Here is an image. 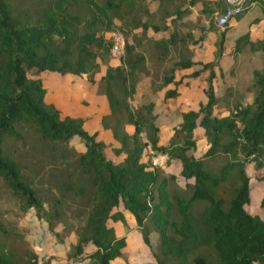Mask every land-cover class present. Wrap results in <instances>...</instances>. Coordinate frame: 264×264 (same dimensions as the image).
Listing matches in <instances>:
<instances>
[{"label":"trees","instance_id":"16d2710c","mask_svg":"<svg viewBox=\"0 0 264 264\" xmlns=\"http://www.w3.org/2000/svg\"><path fill=\"white\" fill-rule=\"evenodd\" d=\"M30 1L39 4L34 14L18 12L11 0H0V186L19 199L24 212L34 209L57 238L61 231L54 227L64 222L62 201L76 200L78 213L85 217L76 230L63 228L76 236L72 252L65 257L39 256L34 250L19 248L0 226V264H51L53 259L110 264L126 246L115 224L126 226L127 214L154 258L145 264H264V220L245 209L251 199L247 165L263 169L259 179L264 181V65L253 72L249 89L254 95L244 104L233 99L231 91L220 97L215 91L216 79L224 77L221 59L227 30L218 34L209 62H195L191 50L178 49L187 39L192 44L204 39L183 34L176 27L194 6L201 4L208 18L203 27L208 30L215 28V12L222 14L237 6L230 0H152L157 2L160 24L154 21L156 12L147 0ZM253 2L264 16V0H241L240 5L248 9ZM150 29L169 33L148 37ZM112 31L122 32L125 38L124 56L115 66L109 64L111 40L105 36ZM246 45L264 57V38L251 40L249 32L234 39L231 55L236 57ZM148 54L159 64L171 59L157 88L173 84L165 91V99L179 95L183 82L175 80L176 72L199 65L187 77L205 74L206 101L182 112L164 143L153 113L154 101L130 105ZM102 67L107 112L100 123L117 143L112 147L120 157L117 162L105 155V142L84 128L83 119L62 117L44 100L43 72L86 75L94 82ZM126 125L134 127L132 133ZM198 128L201 135L196 133ZM30 131L44 150L42 157L51 173L57 174L59 196L41 198L25 173L26 164L15 155L17 150H4L5 138L26 141ZM73 137L80 139L82 151L69 147ZM200 138H205L208 147L197 155ZM155 155L166 156L165 166L177 160L178 173L155 165ZM178 178L183 179L182 185ZM260 207L264 210V194ZM88 244L94 249L85 252Z\"/></svg>","mask_w":264,"mask_h":264},{"label":"rangeland","instance_id":"374dc122","mask_svg":"<svg viewBox=\"0 0 264 264\" xmlns=\"http://www.w3.org/2000/svg\"><path fill=\"white\" fill-rule=\"evenodd\" d=\"M15 10L21 13H35V10L39 7V4H35L30 0H11ZM232 6H240L242 9L241 14L238 17H234L231 22H235L237 31L231 28V22L225 26L218 25V18L221 12L214 13V30L219 34L222 30H229L226 40V48L224 53L223 66L225 69L224 77L217 78L215 81V91L220 97L225 95L228 91L233 93V99H237L241 102L249 103L253 98V91L251 88L254 81L253 72L255 70H261L264 65V57L259 51H252L249 46L243 47L236 57L231 55L233 50V38L234 35L244 32L247 27L248 20L254 16L257 11L249 9H243L240 5L241 0H230ZM150 10L155 13L154 21L161 24L160 13H157V2L147 0ZM208 23V18L201 12V4H197L191 9V13L186 15L181 21L178 22L177 28L183 34H193L194 38L204 37L197 44H192L187 39V43L184 47H179V50H184L186 47L193 53V61L202 62L211 58V51L216 47V41L214 43L208 41V37L214 39L211 32L207 27H203ZM231 25V26H230ZM203 27V28H202ZM202 28V29H201ZM172 29V28H170ZM241 30V32H239ZM149 33V34H148ZM148 37H167L169 31L154 32L151 29L148 31ZM136 35L140 34L139 30H136ZM140 36V35H139ZM140 38H143L142 36ZM145 37L143 40H146ZM175 53H171V58H174ZM146 62V70L138 74L137 90L132 99H130V105L136 107L141 103L149 100H154L153 113L157 116L156 123L163 130L164 134L167 131L172 130L173 127L179 122L181 113L190 109H197L199 102H205L206 97L202 92L204 83V75L202 77L191 79L187 77V74L193 70L200 68L199 65H195L193 68L186 70L182 73L175 74L176 80L182 79L183 82L189 83L188 87L181 85L179 96L172 99H163V90H157L160 85V77L163 69L169 65L170 58L166 59L164 63L159 64L156 59L152 58L148 54ZM103 73V67L101 73L95 74L94 82H91L86 75H72V74H60L57 72L45 71L41 74L43 86L46 89L44 100L46 103L53 104L60 112L62 117L72 116L79 117L84 120V128L89 133H97V138L105 142L104 148L105 155L114 160L115 162L120 160V157L116 156L112 147L116 146V141L112 138L110 131L104 129L100 123V117L103 114L104 109L107 107L106 98L103 92V84L100 81V75ZM170 87H173L172 85ZM131 130V129H129ZM199 134H202L201 130H197ZM26 141L7 137L4 140V150H17L16 156L23 161L27 169L25 173L33 182V186L37 194L44 199H48L53 195L59 196V192L55 188L58 180L57 174L51 173L50 166L47 159L42 157L44 150L40 147V143L36 140V135L30 131L27 132ZM69 147L74 148L77 151L84 149L78 137H73L69 142ZM208 145L205 138H200L197 141L196 154L200 155L205 152ZM50 155L49 152H45ZM153 162L157 166L165 167V157L156 156L153 158ZM180 165L178 161L174 160L170 166H166L165 170L168 173L176 174L179 171ZM247 173L250 176V203L245 205V209L254 214H259L264 220V210L260 207V200L264 194V181L260 180L263 169H256L254 164L247 165ZM56 176V177H55ZM55 177V178H54ZM178 184H183V179H177ZM61 211L63 213V220L59 224H56L54 228L61 231V239L55 237L47 229V224L35 214L34 209H29L27 212L22 210L20 201L18 198L12 196L5 188L0 186V226L6 229L8 233L13 237L10 238L13 244L22 249L34 250L39 256H55V254L66 256L72 252L70 245L76 241V236L70 233L68 229L64 227H71L76 230L83 224L84 214L80 215L79 205L76 200L70 198L62 201ZM120 223L115 224V228ZM14 233L21 235L20 237H14ZM93 248V246H90ZM89 248V249H90Z\"/></svg>","mask_w":264,"mask_h":264},{"label":"crops","instance_id":"0c3cea01","mask_svg":"<svg viewBox=\"0 0 264 264\" xmlns=\"http://www.w3.org/2000/svg\"><path fill=\"white\" fill-rule=\"evenodd\" d=\"M248 9L251 10V13H252V11L253 12L254 11H257V13H254V16L251 17L248 20V22L246 24L247 27H246L245 30H243L244 32H241V30H239V32H241V33H239V35L244 34L246 32H249L251 40L263 39L264 38V16L261 13V10H260L259 5L256 2H253V3L250 4V6H249ZM255 18H259V19L257 21H254ZM230 24L232 25V26L230 25L231 28L232 29H235V31H237V28L239 26L236 27L235 22H233V21ZM228 31L229 30H227L226 31V34H225V41L227 40V37H228ZM208 32H211V34L214 37V39H211V37L209 36L208 37V41L210 42V40H211L212 43H214V41L217 42V39H218V33H217V31H215L214 28H212ZM239 35H236L235 34L234 35L235 37L233 38V40L236 37H238ZM156 38H160V37H156ZM233 45H234V43H233ZM225 48H226V42H225ZM215 51H216V47L213 48L212 51L210 52L211 53V58L209 60H207V61L202 60V63H206V62H209V61L213 60L214 55H215ZM226 54L228 55L229 53H226V52L223 53V57L221 59V66L223 68L224 73H225V69H224V66H223L222 62H223L224 55H226ZM119 63H120L119 60L113 59L110 56V59H109V64L110 65L115 66V65H118ZM101 70H102V68H101ZM186 70H188V69H185L183 71H178V72H176V74L177 73L185 72ZM103 72H104V67H103ZM100 73H101V71H100ZM101 75H100V77H101ZM175 80H176V76H175ZM188 80H189V78H188ZM171 85L173 86V84H169V85L165 86L164 88H162V89H164L163 90L164 91L163 92V99H165L164 98L165 91L167 89H170V88H173L174 87V86L173 87H170ZM181 85H183L184 87H188L189 86V83H188V85H185L184 82L182 84H180L179 87H178L179 93H180V87H181ZM177 97H175V98H169V99L174 100ZM152 101H154V100H152ZM199 103H204V102H199ZM106 112H107V107L104 109L102 115H104ZM102 115H101V117H102ZM101 117H100V119H101ZM125 129H126V131L128 133H132L133 130H134V127L132 125H126ZM129 129H131V130H129ZM198 129L201 130L200 128H198ZM198 129H196V133L197 134H199V132H197ZM171 133H172V130H169V131H167V134L165 135L164 132H163V130L160 128V142L161 143H164L166 141V139L171 135ZM156 156H158V157L159 156H163V157H165V160H166V156H164V155H155V156H152V158H154ZM173 161L171 162V164L173 163ZM164 166H165V164H164ZM165 167H162V168L165 170ZM126 220H127V225L126 226H124V225H122L120 223V225H118L117 228H116L117 235H124L125 236L126 246L124 247V249L122 251V255L120 257H117V258L113 259L110 262V264H145V263H153L154 262V258L151 255V252H150L149 247H147L142 242L140 232H139L138 228L136 227V223H135L133 217L130 214H127L126 215ZM151 241H152V239H151ZM90 246H92V245L91 244L86 245L85 252H88V251L93 250V248H90ZM55 256L65 257V256H61V255H58V254H55ZM86 262H87V260H85L83 263H86ZM51 264H79V263H74V262H71V261H67L66 259H61V260H54L53 259L51 261Z\"/></svg>","mask_w":264,"mask_h":264},{"label":"built area","instance_id":"2783aa9c","mask_svg":"<svg viewBox=\"0 0 264 264\" xmlns=\"http://www.w3.org/2000/svg\"><path fill=\"white\" fill-rule=\"evenodd\" d=\"M240 10L239 6L227 8V10L218 18V25L225 26L229 24L231 20L240 13ZM105 36L111 40L110 56L113 59L120 61V59L124 56L125 51V38L122 32L112 31L106 33Z\"/></svg>","mask_w":264,"mask_h":264}]
</instances>
